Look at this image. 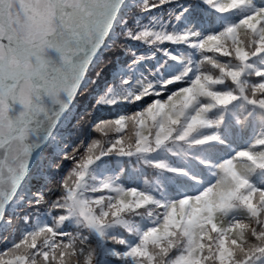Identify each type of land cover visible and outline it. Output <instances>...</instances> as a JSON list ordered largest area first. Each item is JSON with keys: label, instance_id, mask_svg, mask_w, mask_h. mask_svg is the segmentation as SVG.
<instances>
[{"label": "snow or ice", "instance_id": "obj_1", "mask_svg": "<svg viewBox=\"0 0 264 264\" xmlns=\"http://www.w3.org/2000/svg\"><path fill=\"white\" fill-rule=\"evenodd\" d=\"M0 264H264V0H0Z\"/></svg>", "mask_w": 264, "mask_h": 264}]
</instances>
